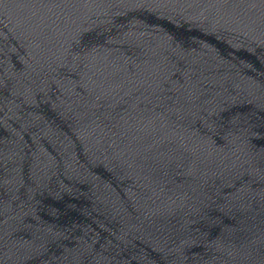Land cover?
Instances as JSON below:
<instances>
[{
	"label": "water",
	"instance_id": "95a60500",
	"mask_svg": "<svg viewBox=\"0 0 264 264\" xmlns=\"http://www.w3.org/2000/svg\"><path fill=\"white\" fill-rule=\"evenodd\" d=\"M0 264H264V0H0Z\"/></svg>",
	"mask_w": 264,
	"mask_h": 264
}]
</instances>
